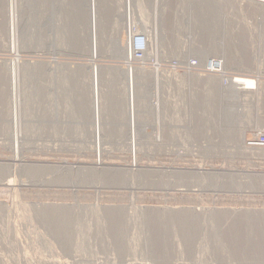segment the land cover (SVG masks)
I'll return each instance as SVG.
<instances>
[{
	"label": "rangeland",
	"instance_id": "obj_1",
	"mask_svg": "<svg viewBox=\"0 0 264 264\" xmlns=\"http://www.w3.org/2000/svg\"><path fill=\"white\" fill-rule=\"evenodd\" d=\"M131 1H98L94 60L89 0H0V264H264V150L245 144L264 130V8L142 0L145 30ZM129 28L154 57L113 54ZM213 57L261 65L260 84L227 91L182 69ZM106 60L124 62L125 79ZM93 65L104 69L99 107Z\"/></svg>",
	"mask_w": 264,
	"mask_h": 264
},
{
	"label": "bare ground",
	"instance_id": "obj_2",
	"mask_svg": "<svg viewBox=\"0 0 264 264\" xmlns=\"http://www.w3.org/2000/svg\"><path fill=\"white\" fill-rule=\"evenodd\" d=\"M99 0H89V12H90V34H91V42H92V50H91V57L95 60V59H98L99 57H101L102 55H100V52L101 51H99L100 50V41L102 40V38L104 37V35H103V32L102 31H100V30H102L100 27V25L102 24V20H103V18H100L99 17V14H98V9H99V6H101L100 4H99V2H98ZM239 1H245V2H248L249 4H252V5H255L256 7H263L264 8V0H239ZM101 2V1H100ZM125 2H126V4L125 5H128L127 7H128V10H129V8L131 7V3H132V1L131 0H125ZM135 3V2H134ZM138 8L137 9H139L138 11V13L140 14L139 16V23H140V27L141 26H143L144 28H145V30L147 29L146 28V26H148V23H147V17H145L144 16V11L142 12V5H143V2H142V0H138ZM136 4V5H137ZM130 6V7H129ZM143 7H144V5H143ZM103 8V7H102ZM131 8H133V6L131 7ZM145 8V7H144ZM8 16H9V36L12 38V39H14L15 38V24H14V9H13V5L12 4H10L9 5V7H8ZM127 10V9H126ZM132 10V9H131ZM134 11V10H133ZM130 12V11H129ZM129 14V13H128ZM136 14V13H135ZM131 15V14H130ZM136 16V15H135ZM138 16V15H137ZM201 16V23L200 24H202V26H203V28H204V26L206 27V19L204 18V16H203V14H201L200 15ZM131 18H133V17H131ZM137 18V17H136ZM152 19V18H151ZM128 20H129V18H128ZM118 24V23H117ZM116 26V25H115ZM104 27V26H103ZM114 29V28H113ZM205 29V28H204ZM115 30V29H114ZM205 33H206V35L204 36L205 38L204 39H207L208 38V35H207V32H206V30H205ZM148 34H151V33H148ZM128 35V34H127ZM149 36H151V35H149ZM10 38V39H11ZM207 42L208 40H204V42ZM153 42V41H152ZM151 42V38H150V49H148L145 53H144V56H145V58L146 59H148V58H150L152 55H153V57H154V54L156 53H154V51H155V49H154V51H153V48L154 47H152V45H153V43ZM115 44V43H114ZM155 46V45H154ZM116 48H115V51L113 52V54H115L116 56H122L123 58H125L126 59V63H131V61H133L134 60V51H133V48H132V44H130V41L128 42V39L127 40H120V37H118V39H117V41H116V46H115ZM103 48V47H102ZM112 49H114V48H112ZM154 53V54H153ZM121 57V58H122ZM10 65V64H9ZM17 62H14V63H12L11 64V66L9 67L10 68V74L9 75H11L10 76V84H11V92H12V98H14V102H15V106H17L16 105V103H17V100H16V96H17ZM7 67H8V65H7ZM92 69H93V78H92V90H93V103H94V105H96L97 107H99V105H100V97H101V88H100V85H101V82H102V79H101V76H104L103 75V73L104 72H102V74L100 73L101 72V70L103 69H100V67H98V65H93V67H92ZM107 69V68H106ZM111 69H114V68H112L111 67ZM111 69H110V71H111ZM119 69V68H118ZM104 70V69H103ZM102 70V71H103ZM121 70V69H120ZM119 70V72H121ZM109 71V70H108ZM116 71H118V70H116ZM115 71V72H116ZM106 72V71H105ZM112 72V71H111ZM130 72H131V76L133 75V74H135V69L134 68H130L129 67V69H128V73L127 74H129L130 75ZM109 74H113V73H110V72H108ZM117 73V72H116ZM122 73V72H121ZM120 73V74H121ZM145 73V70H141V72L139 73V75L142 77H144V74ZM108 75V74H107ZM144 83V81L143 82H140V86H138L140 89H143L142 88V84ZM146 83V82H145ZM135 85V84H134ZM133 85V86H134ZM146 87V86H145ZM82 88V87H81ZM130 95V94H129ZM133 95H135V93H131V97H133ZM131 97L129 96V103H130V101L132 102V100H131ZM135 98V97H134ZM142 98L140 97V99H139V101H142L141 100ZM143 102V101H142ZM13 112H16L17 113V107H14V111ZM133 115V114H132ZM131 115V117H133ZM134 118H132V120H133ZM26 121V120H25ZM132 122V121H131ZM135 122V121H134ZM132 125V124H131ZM133 128V127H132ZM137 133V132H136ZM134 134H135V132H134ZM134 138V137H133ZM131 141H133V139L131 140ZM111 175V174H110ZM106 178H107V176H106ZM107 180H109V177H108V179ZM112 180H120V178L119 177H117L116 175H114L113 177H112ZM51 208V207H50ZM53 208V207H52ZM56 208H57V206H56ZM58 208H59V206H58ZM55 209V208H54ZM54 209H53V211H54ZM60 209H61V207H60ZM62 209H64V208H62ZM46 210H47V208H46ZM51 211V213H48L49 211H46L47 213H45L44 212V216L46 217V218H48V220H52V219H54L55 220V218L56 217H58V216H61L60 218H62V216L63 215H59V213H57L56 211L55 212H52V210H50ZM57 211H59V210H57ZM63 211V210H62ZM65 211H67V210H65ZM112 215H115L116 216V214L117 213H111ZM158 214V213H157ZM156 214V216H158ZM161 215V214H160ZM64 218H67L66 216H63ZM164 217V216H163ZM161 218V217H160ZM247 219V218H246ZM47 220V221H48ZM154 220H156L155 218H154ZM181 220V219H180ZM58 221H60V219L58 220ZM183 220H181V222H182ZM245 221H247V220H245ZM49 222V221H48ZM53 223V222H52ZM62 223H64V222H62ZM65 223H67V222H65ZM66 225V224H65ZM241 228V227H240Z\"/></svg>",
	"mask_w": 264,
	"mask_h": 264
},
{
	"label": "built area",
	"instance_id": "obj_3",
	"mask_svg": "<svg viewBox=\"0 0 264 264\" xmlns=\"http://www.w3.org/2000/svg\"><path fill=\"white\" fill-rule=\"evenodd\" d=\"M128 41L131 42L132 48L134 51V59L135 62H144L145 59L144 53L150 49V41L146 34L140 33L136 30V32L129 28L128 29ZM126 39V40H127ZM136 56V57H135ZM233 60V59H232ZM232 60L226 62L222 58H209L205 62H201L198 59H189L185 62L184 69L185 74H192L198 77L199 79H207L212 78L216 82V86L224 87L228 91L229 88L233 90L237 88L236 81L240 79H249L253 80L257 84H260L259 76L257 77V71L260 69L261 65H257V63L253 62L252 69L254 72L247 71L244 67L245 65H236L237 62L233 64ZM239 63L242 64L243 60L238 59ZM243 68V71H237L232 68ZM256 74V75H255ZM219 80L221 81L220 84ZM232 81V83H231ZM222 87V88H223ZM240 86L238 85V88ZM242 87V86H241ZM260 88H253L245 92L246 94L252 91H259ZM236 91V90H235ZM255 93V92H252ZM245 144L250 149H261L264 150V130H254L250 137L245 139Z\"/></svg>",
	"mask_w": 264,
	"mask_h": 264
},
{
	"label": "crops",
	"instance_id": "obj_4",
	"mask_svg": "<svg viewBox=\"0 0 264 264\" xmlns=\"http://www.w3.org/2000/svg\"><path fill=\"white\" fill-rule=\"evenodd\" d=\"M104 63H106V65L107 66H109V69H111V67L114 65V64H122V67H120L119 68V70L122 72H117V73H114V74H112V76L113 75H115V74H118V75H116V77L117 76H120L121 78H123V79H125V76H127L126 75V73H124V71H126L125 70V68L123 67V64H124V62H118V61H108V60H106V61H104ZM113 68V67H112ZM89 70H90V73H91V71H92V66L90 67V68H88ZM114 69H116L115 67H114ZM121 73V74H120ZM123 76V77H122ZM114 79H116V78H114ZM113 80V79H112Z\"/></svg>",
	"mask_w": 264,
	"mask_h": 264
}]
</instances>
